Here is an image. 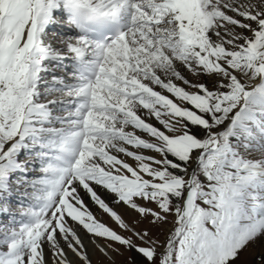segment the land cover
I'll use <instances>...</instances> for the list:
<instances>
[{
    "label": "snow or ice",
    "instance_id": "1",
    "mask_svg": "<svg viewBox=\"0 0 264 264\" xmlns=\"http://www.w3.org/2000/svg\"><path fill=\"white\" fill-rule=\"evenodd\" d=\"M0 264H264V0H0Z\"/></svg>",
    "mask_w": 264,
    "mask_h": 264
}]
</instances>
